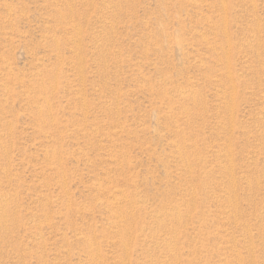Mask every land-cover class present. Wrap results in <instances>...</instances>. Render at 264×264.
I'll list each match as a JSON object with an SVG mask.
<instances>
[{
    "label": "rangeland",
    "instance_id": "obj_1",
    "mask_svg": "<svg viewBox=\"0 0 264 264\" xmlns=\"http://www.w3.org/2000/svg\"><path fill=\"white\" fill-rule=\"evenodd\" d=\"M0 264H264V0H0Z\"/></svg>",
    "mask_w": 264,
    "mask_h": 264
}]
</instances>
